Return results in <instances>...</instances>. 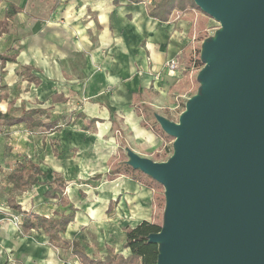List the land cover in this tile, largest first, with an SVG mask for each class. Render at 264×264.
I'll list each match as a JSON object with an SVG mask.
<instances>
[{
	"label": "crops",
	"instance_id": "obj_1",
	"mask_svg": "<svg viewBox=\"0 0 264 264\" xmlns=\"http://www.w3.org/2000/svg\"><path fill=\"white\" fill-rule=\"evenodd\" d=\"M151 2H0V53L17 60L0 64V110L19 114L39 108L43 121L56 123L52 130L36 131L26 123L0 122V160L6 166L15 164L13 193L7 202L11 206L14 199L19 206H11L14 211L52 218L60 211L70 212V204L77 208L59 244L51 243L41 229H27V235L0 233V264L8 256L18 257L20 264H83L75 250L104 258L107 245L127 256L125 228L153 220L154 189L127 175L108 179L107 173L121 149L132 147L130 133L145 147L158 150L167 144L142 125L143 116L133 106L134 94L142 93L143 101L156 110L158 102L152 98L161 100L176 88L177 95L184 96L183 78L170 73L166 63L194 43L192 32L202 14L195 9L174 10L168 21H161L149 15ZM8 13L13 15L7 17ZM210 18L208 32L213 26ZM23 65L34 67L39 84L20 74ZM54 94H62L66 101L54 102ZM91 119L98 120L91 124ZM29 130L39 136L30 137ZM34 149L32 156L29 151ZM26 155L46 174L40 176L42 182L63 178L69 205L61 204L58 191V197H46L48 184L13 188L12 175ZM90 177L96 180H74Z\"/></svg>",
	"mask_w": 264,
	"mask_h": 264
},
{
	"label": "water",
	"instance_id": "obj_2",
	"mask_svg": "<svg viewBox=\"0 0 264 264\" xmlns=\"http://www.w3.org/2000/svg\"><path fill=\"white\" fill-rule=\"evenodd\" d=\"M195 2L221 28L179 122L157 115L174 151L128 163L165 187L157 264H264V0Z\"/></svg>",
	"mask_w": 264,
	"mask_h": 264
},
{
	"label": "trees",
	"instance_id": "obj_3",
	"mask_svg": "<svg viewBox=\"0 0 264 264\" xmlns=\"http://www.w3.org/2000/svg\"><path fill=\"white\" fill-rule=\"evenodd\" d=\"M2 0H0L1 2ZM131 3H140L145 0H128ZM119 2V0H115ZM195 9L202 15H199L193 29L194 43L189 45L176 58L179 61L181 71L180 81L181 91L190 90V96L194 95L199 87L200 81L198 74L205 62L202 59V44L204 40L210 36L208 32L209 14L204 12L195 2V0H152L149 5V15L161 21H168L174 10L188 11ZM13 14L8 13L7 17ZM7 62H17L15 55L0 53V64L3 66ZM34 67L31 65H23L20 74L30 82L36 84L40 83V78L33 73ZM53 101H66L62 94H54ZM133 106L140 115L143 116L142 125L150 128L154 133L163 138L165 142L173 140L174 137L167 133L158 121L157 115L160 114L149 103L143 101L142 93L134 94ZM185 106V104H184ZM41 110L39 108L25 109L21 113L16 114L10 111L4 112L0 110V122L13 125L18 123H26L31 129L52 130L56 123L53 121H43L39 116ZM167 118L174 120L171 116ZM98 119H91L93 124ZM85 128H87L85 126ZM113 128H117V124L113 122ZM126 142L122 141V146H126ZM170 148L167 145H162L161 148L153 152L152 159L155 161L167 160L169 158ZM120 175H127L154 189V204L156 213L152 221H143L136 227H126V241L125 248L130 249V254H118L115 250L107 245V254L104 258H92L81 250H75L74 253L78 256L83 264H157L159 255V244L151 242L149 235L151 233L159 232L164 223V211L160 213L159 208H165V187L164 185L154 179L149 174L145 173L139 168H134L128 163V155L121 149L120 156L111 161L109 171L107 173L108 179H114ZM40 176H46L43 173L40 164L34 161L30 156L26 155L19 162L16 171L12 175L13 188L15 190H25L38 184H48L50 189L46 192V197H58L55 191L61 194L60 201L63 206L69 205L65 190L67 183L60 176H56L53 180H46L42 182ZM10 204L14 208L19 206L10 200ZM70 212L60 211L57 213L58 217L52 218L38 213L24 212L22 227L23 229H41L49 238L51 243L59 244L64 241L62 234L66 231L69 223L75 218L77 208L74 205H69Z\"/></svg>",
	"mask_w": 264,
	"mask_h": 264
},
{
	"label": "rangeland",
	"instance_id": "obj_4",
	"mask_svg": "<svg viewBox=\"0 0 264 264\" xmlns=\"http://www.w3.org/2000/svg\"><path fill=\"white\" fill-rule=\"evenodd\" d=\"M210 20H211L213 26L211 27L209 33H210V36H214L216 34V32L221 27H220L219 22H217L214 18L211 17ZM176 74H177L176 75L177 77L178 76H179V78L181 77L179 72H177ZM176 90H177V88L172 92L167 91V93L164 95V97L161 100H159V98H152L151 100L158 102L157 105L159 107L158 108L156 107V108H157V110H159V112H161L160 113L161 115H164V116L169 115L173 119H175L177 122H179L180 115L186 109V103L191 96H190V90H188V89H187V91L184 92V94H183L184 96H182V97L177 95ZM25 101H24V104L26 103ZM184 104H185V106H184ZM124 132L127 135L128 131H124ZM28 134L30 137H33V135L39 136V133L30 131V130H29ZM111 135L113 136L112 133H111ZM129 135H130L129 138H130L132 147H129V145L126 147L125 152L127 153V155H128L127 149H130V150H133L135 153H137L141 156H144V157L151 158L152 156H154L153 152L156 151V149H153L151 147L142 146L140 144V142L134 137V135L132 133H130ZM33 140H34V138H33ZM166 143H167L166 145L171 150L169 153V156H170V155H172V153L174 151V139L169 140ZM133 148L137 149V151L134 150ZM34 152H36V149H34L33 152L29 151V153L32 156H33ZM128 158H129V156H128ZM2 160H0V174H2V176H3V177L0 176V181H2V182H0V206H2L3 209L1 211L0 233L1 234H4V233L9 234L10 232H19L20 235H27L28 232L25 229H23V227H22V221H23L22 212L20 213V212L14 211V209L7 202L9 195H11L13 193V191L11 190V187H10V183H11V174L15 169V166H14L15 164H12L11 166H6L5 162H2ZM81 179L84 182L89 181V180H93V181L96 180L92 177L80 178V179L74 178V180H76L77 182L80 181ZM159 210H160L159 211L160 213H163V211L165 213V208L162 209L160 207ZM43 239H42V243H47V240L44 239V241H43ZM17 259H18V257H16V256H8L7 261H5L4 264H20L18 262L19 260H17Z\"/></svg>",
	"mask_w": 264,
	"mask_h": 264
},
{
	"label": "built area",
	"instance_id": "obj_5",
	"mask_svg": "<svg viewBox=\"0 0 264 264\" xmlns=\"http://www.w3.org/2000/svg\"><path fill=\"white\" fill-rule=\"evenodd\" d=\"M166 66H167L168 71L170 73L175 74V73L179 72L178 70H179L180 64H179V61L177 58H173V59L169 60L166 63ZM2 209H3L2 206H0V214H1Z\"/></svg>",
	"mask_w": 264,
	"mask_h": 264
},
{
	"label": "bare ground",
	"instance_id": "obj_6",
	"mask_svg": "<svg viewBox=\"0 0 264 264\" xmlns=\"http://www.w3.org/2000/svg\"><path fill=\"white\" fill-rule=\"evenodd\" d=\"M143 130V129H142ZM151 132V131H150ZM139 133V132H138ZM144 135V134H143ZM142 136V135H141ZM152 136V135H151ZM138 137V136H137ZM149 137V136H148ZM144 140V139H143ZM149 140V139H148Z\"/></svg>",
	"mask_w": 264,
	"mask_h": 264
}]
</instances>
